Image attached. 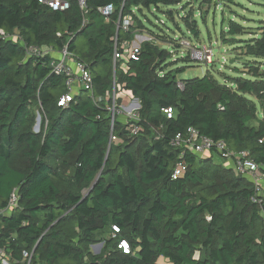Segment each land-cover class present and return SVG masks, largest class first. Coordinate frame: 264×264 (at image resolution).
I'll use <instances>...</instances> for the list:
<instances>
[{
    "label": "trees",
    "instance_id": "1",
    "mask_svg": "<svg viewBox=\"0 0 264 264\" xmlns=\"http://www.w3.org/2000/svg\"><path fill=\"white\" fill-rule=\"evenodd\" d=\"M186 1L85 0L82 9L68 0L67 9L55 10L37 0H0V30L10 35L0 34V211L16 195L15 207L0 212V246L12 264H26L24 253L29 264H264V202L252 200V181L213 154H181L172 144L193 127L264 165V62L243 64L248 77L218 81L206 70L178 80L185 67L173 68L171 50L144 40L135 59L115 68L116 83L139 102L138 121L112 120L106 109L115 40L131 41L143 27L132 10ZM107 4L113 11L106 19L98 9ZM127 14L134 24L125 31L118 21ZM258 30L239 47L264 61V23ZM244 31L230 21L222 34ZM29 46H66L90 71L91 89L58 105L66 76L52 71L54 56L28 54ZM179 161L187 168L173 178ZM121 240L128 252L117 246Z\"/></svg>",
    "mask_w": 264,
    "mask_h": 264
},
{
    "label": "rangeland",
    "instance_id": "2",
    "mask_svg": "<svg viewBox=\"0 0 264 264\" xmlns=\"http://www.w3.org/2000/svg\"><path fill=\"white\" fill-rule=\"evenodd\" d=\"M167 9L173 10L172 17L164 12ZM132 14H135L143 25L142 28L135 31L132 40L140 43L141 40L138 38L141 36L143 41H151L170 49L171 61L176 62L172 65L173 68L185 67L182 73L177 74L178 80L200 77L206 70H209L218 81H223L225 76L248 77L247 74L241 73L243 64L246 66L247 62L252 63L254 60L264 62L262 59L244 55L243 49L239 47V45H243L240 40H247L254 34L259 35L258 27L264 23L263 0H210L209 2L189 0L177 6H161L160 9L150 6L139 11L134 8ZM185 16H189L191 26L193 24L196 26L197 36L186 26L185 20L182 18ZM191 20L195 22L193 23ZM230 21L243 25L246 33L232 37L228 33L222 34L223 31L227 32ZM155 35L166 36L165 40L167 41L162 42ZM224 35L228 41L222 39ZM168 37L175 39V42L170 41L169 44L171 39ZM229 38H233V40H229ZM174 44H178L179 47L172 48L171 46ZM188 53L190 57L193 56V59L182 60L181 58ZM195 54L200 58L194 57ZM234 68H237L238 71ZM124 104L123 95L116 99V108H120ZM119 115L121 114L117 115L116 113L115 117L124 122L125 119ZM213 157L215 162L221 163L225 167L217 155L213 154ZM100 244L92 246L91 250H100ZM160 261L163 264H168L165 258H160Z\"/></svg>",
    "mask_w": 264,
    "mask_h": 264
},
{
    "label": "built area",
    "instance_id": "3",
    "mask_svg": "<svg viewBox=\"0 0 264 264\" xmlns=\"http://www.w3.org/2000/svg\"><path fill=\"white\" fill-rule=\"evenodd\" d=\"M39 3L45 4L48 7L55 10H65L69 6L68 0H37ZM78 3L82 9L85 8V0H78ZM105 17L108 18L109 14L113 11L112 4H107L104 7L98 9ZM121 23V24H120ZM118 24L121 25L123 30L127 31L134 24L133 16L131 14H127L123 17L122 21H118ZM119 27V26H118ZM0 34L3 37L9 38L10 35H4L0 30ZM59 34V33H57ZM141 41H121L117 42L115 40L114 43V51H113V89L111 92V104L106 105V109L110 112L112 120L115 117V114H121L122 118L125 119L124 123L128 122H137L138 116L136 110V100L132 97L130 91L123 89L120 85H118L115 81V68L118 66L123 69L126 66V63L135 59L137 53L140 49V44L143 41L142 37L139 36ZM137 40V39H136ZM182 44H185L182 42ZM184 46V45H183ZM186 47V46H185ZM189 51V50H188ZM28 54L42 55V54H51L54 56V60L51 62L52 71L56 74H63L66 76V86L68 92L62 95L58 101V105H65L67 102L71 100V97L78 93L82 89L89 90L92 87V75L87 67L71 53L66 46H64L60 51L55 52L51 47H34L29 46L26 49ZM196 54L198 52L196 51ZM194 55L197 58L198 55ZM189 55V53H188ZM191 55V54H190ZM193 57V56H192ZM190 57V58H192ZM200 58V56H198ZM193 59V58H192ZM178 87H182L181 83H178ZM123 92L128 95L129 98L128 103H125L120 108H116V99H118L120 93ZM163 113L169 118L173 114V109L171 107L163 109ZM131 132L133 134L138 132L137 126L135 124L131 125ZM110 140L115 141L116 137L114 135H110ZM172 144L176 147L181 148L183 154L184 151L190 150L198 155L204 156L207 154H215L222 161L225 167L233 168L237 173L247 176L254 185V189L256 191V195L252 198V200L259 205L264 202V198L260 197L262 187L264 185V165L256 163L251 157L248 151H238L235 152L231 150L224 140H214L208 136L200 134L199 131L193 127H188L184 132L177 133L172 140ZM187 166L184 162L179 161L176 163L172 177L176 178L182 175ZM16 205V195L13 193L9 200L6 208L2 209L1 213L8 212L11 208ZM114 231H117L116 227H112ZM119 248L122 249L123 252L129 251L128 243L124 240H121L118 245ZM27 263H30V256L24 253V259ZM0 264H12V262L8 259L6 249L0 246ZM17 264V263H16Z\"/></svg>",
    "mask_w": 264,
    "mask_h": 264
},
{
    "label": "water",
    "instance_id": "4",
    "mask_svg": "<svg viewBox=\"0 0 264 264\" xmlns=\"http://www.w3.org/2000/svg\"><path fill=\"white\" fill-rule=\"evenodd\" d=\"M117 31H118V28H117ZM136 100V107L138 108L139 107V102H138V100L137 99H135ZM39 121H40V116L38 115L37 116V118H36V124H35V126H34V131H38L39 130ZM99 245V244H98Z\"/></svg>",
    "mask_w": 264,
    "mask_h": 264
},
{
    "label": "crops",
    "instance_id": "5",
    "mask_svg": "<svg viewBox=\"0 0 264 264\" xmlns=\"http://www.w3.org/2000/svg\"><path fill=\"white\" fill-rule=\"evenodd\" d=\"M122 95L124 96V101H125V103H128V101H129V98H127L128 95L125 94V93H123V92H121L120 95H119V98L122 97ZM119 98H118V99H119ZM95 245H97V244H95ZM95 245H93V246H95ZM100 248H101V244H100ZM98 251H99V249H97L96 251H93V252L96 253V252H98Z\"/></svg>",
    "mask_w": 264,
    "mask_h": 264
}]
</instances>
